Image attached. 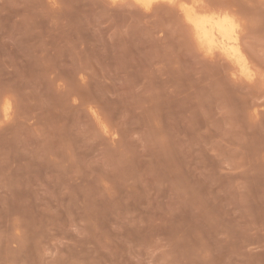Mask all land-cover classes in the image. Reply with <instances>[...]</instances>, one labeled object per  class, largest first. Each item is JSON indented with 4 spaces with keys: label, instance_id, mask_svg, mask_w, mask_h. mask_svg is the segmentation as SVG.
<instances>
[{
    "label": "rangeland",
    "instance_id": "374dc122",
    "mask_svg": "<svg viewBox=\"0 0 264 264\" xmlns=\"http://www.w3.org/2000/svg\"><path fill=\"white\" fill-rule=\"evenodd\" d=\"M120 1L0 0V264H264V0L252 80Z\"/></svg>",
    "mask_w": 264,
    "mask_h": 264
},
{
    "label": "bare ground",
    "instance_id": "6f19581e",
    "mask_svg": "<svg viewBox=\"0 0 264 264\" xmlns=\"http://www.w3.org/2000/svg\"><path fill=\"white\" fill-rule=\"evenodd\" d=\"M130 1L147 10L154 3L173 4L180 20L185 24L186 29L188 28L186 32L188 31V35L192 38V45L198 51L207 56L218 53L231 63L238 77L251 80L254 77V66L247 47L241 40V24L232 12L217 6L205 7L202 4L203 0H129V3ZM8 100L6 99L3 104L5 116L10 113L11 101Z\"/></svg>",
    "mask_w": 264,
    "mask_h": 264
}]
</instances>
